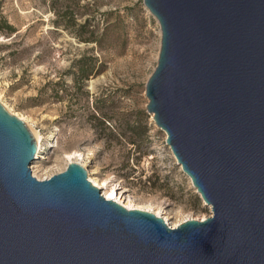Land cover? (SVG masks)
<instances>
[{
    "label": "water",
    "instance_id": "1",
    "mask_svg": "<svg viewBox=\"0 0 264 264\" xmlns=\"http://www.w3.org/2000/svg\"><path fill=\"white\" fill-rule=\"evenodd\" d=\"M142 4L160 32L145 111L210 216L170 227L79 162L37 179L40 147L0 102V264H264V0Z\"/></svg>",
    "mask_w": 264,
    "mask_h": 264
},
{
    "label": "rangeland",
    "instance_id": "2",
    "mask_svg": "<svg viewBox=\"0 0 264 264\" xmlns=\"http://www.w3.org/2000/svg\"><path fill=\"white\" fill-rule=\"evenodd\" d=\"M85 18L96 43L76 37ZM159 38L142 0H0V102L38 137L37 178L79 162L100 193L115 187L118 201L175 225L210 207L145 111ZM78 58L92 72L82 85L70 72Z\"/></svg>",
    "mask_w": 264,
    "mask_h": 264
},
{
    "label": "trees",
    "instance_id": "3",
    "mask_svg": "<svg viewBox=\"0 0 264 264\" xmlns=\"http://www.w3.org/2000/svg\"><path fill=\"white\" fill-rule=\"evenodd\" d=\"M55 12V11H54ZM59 12H56V14ZM67 13V14H66ZM64 15L69 16L73 21L75 20L74 18V13L68 9L63 11ZM76 15V14H75ZM79 28L83 31L80 34L76 35L77 39L83 42H93L96 43L97 39L95 38V32H96V28H94V26H92V28H89V20L87 18L84 19L83 23L78 24ZM6 29H7V33H12L14 30L10 25H5ZM83 33H87L85 36H83ZM96 60V57H94ZM82 61V58H78L76 60H74L73 64H72V69L70 70L71 74L73 75L74 79H76L78 81V83H80L81 85L83 84V81L85 79L88 78V76L90 74H92L91 70H87L85 68H83V66H81L79 63ZM101 64L99 62L95 72H99L101 71Z\"/></svg>",
    "mask_w": 264,
    "mask_h": 264
},
{
    "label": "bare ground",
    "instance_id": "4",
    "mask_svg": "<svg viewBox=\"0 0 264 264\" xmlns=\"http://www.w3.org/2000/svg\"><path fill=\"white\" fill-rule=\"evenodd\" d=\"M34 138H35V141H36V144H37V146H39L38 144V137L36 136V135H34ZM31 170H32V168H31ZM32 174L35 176V174L33 173V171H32ZM91 180V182H92V184H94L95 186H97V188L99 187V190H100V188L102 187H100L99 185H98V183L96 182V181H94L93 179H90ZM123 191H119V194H121ZM102 194V193H101ZM117 191H116V188L115 187H112L110 190H108L107 192H103V194H102V196L104 197V198H106V199H111V200H114L115 202H120V201H118L117 199H118V197H117ZM122 195V194H121ZM119 204H121L122 206H124L125 208H132V207H129L128 205H126V204H124V203H122V202H120ZM139 209H142V208H139ZM144 210V209H143ZM157 216H159L158 214H156ZM164 221H166V218H164L163 219ZM166 223H167V221H166ZM178 224V223H177ZM177 224H175V225H169L170 227H175Z\"/></svg>",
    "mask_w": 264,
    "mask_h": 264
},
{
    "label": "built area",
    "instance_id": "5",
    "mask_svg": "<svg viewBox=\"0 0 264 264\" xmlns=\"http://www.w3.org/2000/svg\"><path fill=\"white\" fill-rule=\"evenodd\" d=\"M30 170H31V168H30ZM32 172V171H31ZM33 175V174H32ZM34 176V175H33ZM34 177H36V176H34ZM37 178V177H36ZM46 178H48V177H46ZM37 179H40V178H37ZM42 179H44V178H42Z\"/></svg>",
    "mask_w": 264,
    "mask_h": 264
},
{
    "label": "clouds",
    "instance_id": "6",
    "mask_svg": "<svg viewBox=\"0 0 264 264\" xmlns=\"http://www.w3.org/2000/svg\"><path fill=\"white\" fill-rule=\"evenodd\" d=\"M212 218H215V216H213Z\"/></svg>",
    "mask_w": 264,
    "mask_h": 264
}]
</instances>
